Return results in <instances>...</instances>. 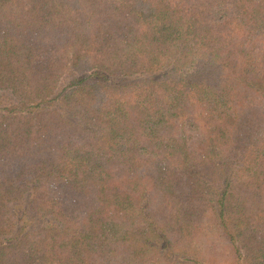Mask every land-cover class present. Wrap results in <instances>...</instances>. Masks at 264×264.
<instances>
[{"label": "trees", "instance_id": "trees-1", "mask_svg": "<svg viewBox=\"0 0 264 264\" xmlns=\"http://www.w3.org/2000/svg\"><path fill=\"white\" fill-rule=\"evenodd\" d=\"M225 262L264 264V0H0V264Z\"/></svg>", "mask_w": 264, "mask_h": 264}, {"label": "rangeland", "instance_id": "rangeland-1", "mask_svg": "<svg viewBox=\"0 0 264 264\" xmlns=\"http://www.w3.org/2000/svg\"><path fill=\"white\" fill-rule=\"evenodd\" d=\"M213 229L214 230L211 233L210 243L209 244L215 245V251H216L215 253L220 254L221 258H228V255L232 252L231 248L228 246L227 241H224L223 238H220L219 233L217 232V230L215 228H213ZM199 239H201V238H199ZM222 253H223V255H222ZM223 264H228V263L225 262Z\"/></svg>", "mask_w": 264, "mask_h": 264}]
</instances>
